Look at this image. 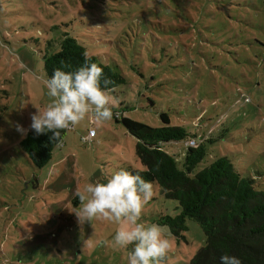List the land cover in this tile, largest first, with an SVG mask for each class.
<instances>
[{
    "label": "rangeland",
    "instance_id": "1",
    "mask_svg": "<svg viewBox=\"0 0 264 264\" xmlns=\"http://www.w3.org/2000/svg\"><path fill=\"white\" fill-rule=\"evenodd\" d=\"M65 34L123 77L109 92L114 113L153 128L167 114L205 137L197 170L227 157L264 191V0H0V264H127L126 250L105 244L122 225H79L75 193L124 166L145 170L136 139L114 117L86 118L41 169L20 146L17 127L28 129L30 114L52 99L45 48ZM90 129L96 137L84 143ZM165 150L180 164L186 148ZM153 185L141 217L148 224L180 213ZM185 224L182 237L161 226L172 243L163 264H187L205 246L199 224Z\"/></svg>",
    "mask_w": 264,
    "mask_h": 264
},
{
    "label": "trees",
    "instance_id": "2",
    "mask_svg": "<svg viewBox=\"0 0 264 264\" xmlns=\"http://www.w3.org/2000/svg\"><path fill=\"white\" fill-rule=\"evenodd\" d=\"M85 55V48L67 34L49 42L43 56L45 79L62 65L66 66L63 70L74 71L84 62ZM87 57L89 62L103 68L104 76L114 82L115 88L124 83L123 77L111 67L94 56ZM114 118L136 139L135 154L145 170L122 168L139 173L156 184L165 198L178 202V215L160 216L156 223L168 227L175 237H182L186 231V219L196 221L201 227L205 246L187 264H220L224 254L239 257L242 264H264V191L256 189L253 179L243 177L227 157L197 170L207 155L205 137L171 125L165 113L160 114L163 124L160 128L126 118L123 113ZM64 134L65 131L61 142ZM50 136L51 133L37 136L29 130L21 141L20 146L33 167L41 169L51 161L57 144ZM192 137L200 142L195 148H186L179 164L165 146L175 142L184 144Z\"/></svg>",
    "mask_w": 264,
    "mask_h": 264
},
{
    "label": "clouds",
    "instance_id": "3",
    "mask_svg": "<svg viewBox=\"0 0 264 264\" xmlns=\"http://www.w3.org/2000/svg\"><path fill=\"white\" fill-rule=\"evenodd\" d=\"M64 67L55 68L44 81L51 102L30 114L28 129L18 126L17 131L26 134L32 130L37 136L51 133L49 139L58 145L64 131L86 118L104 123L119 115L114 113V101L109 95L116 86L104 76L102 67L89 62L87 55L74 71H65ZM75 195L80 203L74 212L79 225L93 220L122 225L105 244L126 250L127 264H163L172 243L159 224L141 219L144 206L154 196L151 181L121 168L108 174L104 182L87 183ZM220 264H242V261L235 255L224 254Z\"/></svg>",
    "mask_w": 264,
    "mask_h": 264
},
{
    "label": "built area",
    "instance_id": "4",
    "mask_svg": "<svg viewBox=\"0 0 264 264\" xmlns=\"http://www.w3.org/2000/svg\"><path fill=\"white\" fill-rule=\"evenodd\" d=\"M94 137H95V131L93 129H91L88 131L87 136L85 138H83V142L84 143H91V141ZM198 144H199L198 138L192 137L184 143V147L185 148H195L198 146Z\"/></svg>",
    "mask_w": 264,
    "mask_h": 264
},
{
    "label": "crops",
    "instance_id": "5",
    "mask_svg": "<svg viewBox=\"0 0 264 264\" xmlns=\"http://www.w3.org/2000/svg\"><path fill=\"white\" fill-rule=\"evenodd\" d=\"M90 130H91V129H90ZM94 131H95V130H94ZM85 137H86V136H85ZM95 137H96V132H95ZM95 137H94V138H95Z\"/></svg>",
    "mask_w": 264,
    "mask_h": 264
}]
</instances>
